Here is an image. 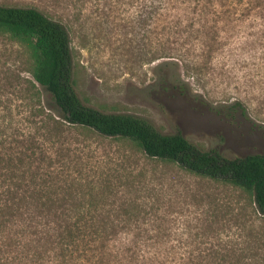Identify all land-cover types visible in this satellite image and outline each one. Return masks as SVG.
I'll use <instances>...</instances> for the list:
<instances>
[{
    "label": "rangeland",
    "instance_id": "rangeland-1",
    "mask_svg": "<svg viewBox=\"0 0 264 264\" xmlns=\"http://www.w3.org/2000/svg\"><path fill=\"white\" fill-rule=\"evenodd\" d=\"M0 5L37 7L66 24L75 90L84 105L144 119L162 134L179 133L200 149H216L229 159L264 154V13L241 17L235 28L219 34L165 35L180 45L190 40L181 48L171 45L189 51L187 64L168 68L178 69L193 93L203 97L199 100L161 88L156 70L161 60L156 58L166 37L157 18L143 26V0H0ZM216 36L218 45L210 42ZM31 64L27 48L0 33V115L10 113L14 125L30 135L37 132L39 139L47 96L34 81ZM186 65L193 70L187 72ZM235 100L243 102L244 114L228 108ZM91 136L70 134L62 141L63 159L75 160L82 169L80 192L86 193L85 185L92 181L115 185L119 176L131 174L122 184L142 173L138 185L114 189L107 207L133 209L140 223L153 220L157 236L168 241L166 250L173 247L170 256H196L216 250L220 241L230 247L237 227L248 224L252 205L247 196L174 167L138 161L120 141ZM54 159L59 166L62 160L58 155ZM263 229L257 228L260 234Z\"/></svg>",
    "mask_w": 264,
    "mask_h": 264
},
{
    "label": "trees",
    "instance_id": "trees-1",
    "mask_svg": "<svg viewBox=\"0 0 264 264\" xmlns=\"http://www.w3.org/2000/svg\"><path fill=\"white\" fill-rule=\"evenodd\" d=\"M143 2V26L157 18L166 37L160 41L156 58L161 60L156 67L161 88L199 100L203 97L193 93L178 69L168 68L187 64L189 51L178 47L190 40L180 45L179 39L171 41L165 35L219 34L229 26L235 28L241 17L264 13V0ZM0 33L27 48L32 77L47 96V112L39 116L43 128L39 139L37 132L30 135L14 125L10 113L0 115V264H264V234L257 230L264 228V154L229 159L216 149H200L179 133L162 134L144 119L105 114L84 105L75 90L68 28L37 7L0 5ZM210 42L218 45L221 40L216 36ZM186 67L187 72L193 70ZM228 108L245 113L240 100ZM70 134L118 140L138 161L174 167L247 196L252 205L248 224L237 227L230 247L229 242L220 241L216 250L170 256L173 247L166 250L168 241L157 236L160 231L153 220L152 225L140 223L133 209L107 207L114 189L138 185L143 174L122 184L131 174L119 176L115 185L92 181L85 185L86 193L80 192L82 169L75 160L63 159L61 152L63 138ZM56 155L62 160L59 166H55ZM149 233L154 235L147 237Z\"/></svg>",
    "mask_w": 264,
    "mask_h": 264
}]
</instances>
